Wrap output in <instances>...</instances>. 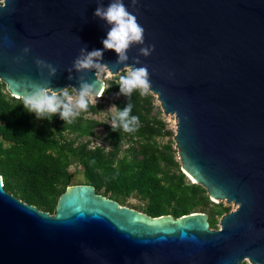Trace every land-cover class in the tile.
Here are the masks:
<instances>
[{"label":"water","instance_id":"water-1","mask_svg":"<svg viewBox=\"0 0 264 264\" xmlns=\"http://www.w3.org/2000/svg\"><path fill=\"white\" fill-rule=\"evenodd\" d=\"M110 2L5 0L6 91L83 82L95 91L105 87L101 65L112 75L146 67L147 90L175 117L181 169L235 208L213 228L202 211L151 216L71 184L49 213L6 191L0 176V264H264V0H122L143 27L124 60L103 49L110 25L93 13ZM92 49L102 50L95 66H73Z\"/></svg>","mask_w":264,"mask_h":264},{"label":"trees","instance_id":"trees-1","mask_svg":"<svg viewBox=\"0 0 264 264\" xmlns=\"http://www.w3.org/2000/svg\"><path fill=\"white\" fill-rule=\"evenodd\" d=\"M120 75L126 72L106 80L101 97L117 94L113 101L116 110L130 105L129 116L136 115L139 121L132 132L123 131L119 124L113 129L105 120L88 116L100 110V103L90 104L68 120L59 112L50 118L37 117L26 111L0 81V176L4 189L53 213L68 185L91 184L96 192L120 204L136 195L144 202L141 211L151 216L206 212L210 227L217 228L218 217L229 207L211 201L202 186L186 180L172 140H158L172 133L165 129L154 95L148 90L140 95L138 89L130 94L120 92ZM99 127L102 135L97 132ZM96 138L107 147L92 145ZM72 165L81 167L80 181L74 182L78 170L71 171Z\"/></svg>","mask_w":264,"mask_h":264},{"label":"clouds","instance_id":"clouds-1","mask_svg":"<svg viewBox=\"0 0 264 264\" xmlns=\"http://www.w3.org/2000/svg\"><path fill=\"white\" fill-rule=\"evenodd\" d=\"M4 3L5 0H0V5ZM93 13L110 25L105 36L101 39V44L103 49L113 50L119 60L126 59L125 50L130 43L143 41V27L138 24L135 16L127 11L122 0H111L107 6L96 7ZM150 50L151 46L140 49L144 55H147ZM101 51V49L88 51L82 57H77L73 66L76 68L95 66L96 62L93 58L100 57ZM37 63H41V61L37 60ZM50 71H54V69L50 68ZM149 84L147 69L144 66L133 67L127 71L126 75L119 76V91L124 94H130L133 89H138L140 95H144ZM28 87L25 85V90L17 97L26 111L34 113L37 117L49 118L51 114L59 112V116L64 120L78 115L90 104H95L96 98L102 95L104 90V85H101L98 90L93 91L92 85L87 82L81 83L79 89L75 91L73 89L55 91L35 85L30 86L32 90L28 91ZM109 111L114 113L111 120L113 129L119 124L123 131L132 132L139 126L138 117L136 115L129 116L130 105L125 106L122 110H116L113 106ZM101 114L105 116L103 112Z\"/></svg>","mask_w":264,"mask_h":264},{"label":"rangeland","instance_id":"rangeland-1","mask_svg":"<svg viewBox=\"0 0 264 264\" xmlns=\"http://www.w3.org/2000/svg\"><path fill=\"white\" fill-rule=\"evenodd\" d=\"M126 72L127 74V71L129 70L128 68H124L122 69ZM121 70V71H122ZM97 75L98 77L104 81V84L106 82L107 79L111 78V76H113L112 74H110L109 70L105 68V66L101 65L98 67L97 69ZM117 98V94L115 93H112L110 95H107L105 97H101V95L96 98V103H100L102 104V107L100 108V110L96 113V114H89L88 116L90 117H93L97 120H105L108 124H111V116H113V112H110L109 109L112 108L114 106L113 104V101ZM154 102H155V105L159 107V109L161 110L160 108V105H159V102L158 100L156 99V97L154 96ZM101 112H103L105 114V116H102ZM161 118L164 120L165 122V129H168L171 131L172 135H164L160 138H158V140L161 142V143H165L167 142L169 139L172 140L173 144H172V147L175 149L174 147V141H173V134L175 132V124H176V120H175V117L173 114H165L162 112L161 110V114H160ZM97 132L102 135L103 134V131H102V128L99 127L97 129ZM92 145L94 144H100V145H104L105 147H107V144L100 138H96L93 140V142L91 143ZM126 146V145H125ZM124 146V147H125ZM123 147V148H124ZM176 150V149H175ZM176 159H177V153H176ZM80 166H70V170L71 171H75V170H78V172H76L74 174V182L76 181H80L81 178H82V175L81 173L79 172L80 170ZM179 169L181 170V172L185 175L186 177V180L189 181V182H194V180H192L189 175L184 172L181 167H179ZM102 194V193H101ZM108 196V195H106ZM209 199L213 202H222L223 205H226L229 207V211L230 210H233L235 208L234 204L232 202L230 203H226L225 201H219L217 199H213L211 197H209ZM123 205H126L128 207H132L136 210H139L141 211V207H143L144 205V202L142 200H140L136 195L132 194L130 195L124 202ZM206 213V212H204ZM219 218L218 217V221H219ZM217 227H218V222H217ZM246 264H252L248 259L245 260Z\"/></svg>","mask_w":264,"mask_h":264},{"label":"bare ground","instance_id":"bare-ground-1","mask_svg":"<svg viewBox=\"0 0 264 264\" xmlns=\"http://www.w3.org/2000/svg\"><path fill=\"white\" fill-rule=\"evenodd\" d=\"M190 177V176H189ZM191 178V177H190ZM192 179V178H191ZM193 180V179H192Z\"/></svg>","mask_w":264,"mask_h":264}]
</instances>
